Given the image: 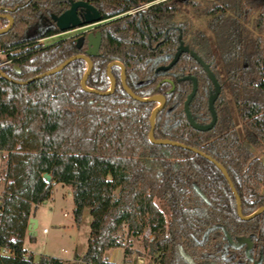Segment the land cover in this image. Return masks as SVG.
Wrapping results in <instances>:
<instances>
[{
  "label": "trees",
  "instance_id": "obj_1",
  "mask_svg": "<svg viewBox=\"0 0 264 264\" xmlns=\"http://www.w3.org/2000/svg\"><path fill=\"white\" fill-rule=\"evenodd\" d=\"M71 1L76 0H0V14L13 20L0 33V63L8 61L0 66L7 76L0 75V264H70L46 254L34 261L23 247L28 220L51 197L55 183L70 188L77 224L85 209L91 218L87 250L79 264H114L107 259L108 250L129 252L124 230L127 237H142L147 255L157 264H264V212L241 219L235 197L214 163L189 149L148 139L156 103L127 94L120 67L110 69L115 88L108 94L81 87L86 70L82 59L33 79L85 53L86 41L78 48L76 36L39 43L60 33L54 18ZM87 1L105 22L96 27L101 46L91 58L86 86L107 91L106 67L121 62L132 93L166 99L155 117L154 137L193 147L219 162L239 195L243 215L264 205V162L259 158L264 157V35H259L264 34V0H246L233 14L227 2L203 9L218 52L201 30L174 21L182 5L196 8L195 1L161 0L132 14L126 12L155 0ZM251 4L261 8L255 32L247 27L254 13ZM7 24V18L0 17V28ZM179 36L221 84L214 102L217 119L207 131L193 128L185 116L192 81H178L188 75L196 78L189 110L196 122L209 123L213 85L201 65L182 53L169 69L158 70L171 61ZM224 231L232 240L250 237L251 259L244 247L226 246ZM3 248L7 254H1Z\"/></svg>",
  "mask_w": 264,
  "mask_h": 264
},
{
  "label": "rangeland",
  "instance_id": "obj_2",
  "mask_svg": "<svg viewBox=\"0 0 264 264\" xmlns=\"http://www.w3.org/2000/svg\"><path fill=\"white\" fill-rule=\"evenodd\" d=\"M195 1L197 6L193 8L192 6H181V10L179 13L176 14L174 17L175 23L178 24H189L192 28H197L201 30L208 38L212 45L214 51L218 52L216 39L212 32L208 29L206 25V21L208 17L202 14L203 9L207 8L208 6L218 3L223 4L225 2L229 3V5H233L234 9L230 12L233 14L234 12H238L236 9H239V6L242 2L246 0H192ZM252 12L249 18V22L247 23L248 29L254 31V23L257 17V14L261 10L259 6H255L251 4ZM230 9V8H229ZM200 11V13L198 12ZM86 28L82 29H75L66 31L63 33L56 34L51 37H47L44 39H40L39 43L46 45L57 41L61 38L75 36L81 31ZM255 32V31H254ZM264 35V34H259ZM189 40L191 36H189ZM217 54V53H216ZM4 54L0 53V60H3ZM217 63L220 71V75L224 77V70L221 66V60L219 56H217ZM225 92L227 96L230 97V92L226 88ZM230 105L233 111L234 121L237 124V128L240 131V120L237 117V111L235 106L233 105L232 100H230ZM253 152H256L254 149H251ZM3 153L0 152V172L3 167ZM262 162H264V157H259ZM1 184H0V191H1ZM72 198L70 188L60 184L55 183L52 186V193L51 197L40 204L37 210V217L39 219L38 225V235L36 237V241L34 245H30L28 240H25L24 247L27 249L33 250H41L44 246V251L46 253H50L54 256L60 257H69L72 254L76 253L78 256H82L85 254L87 250V242L90 237V215L88 209H85L86 212L77 224L74 221L73 217V210H72ZM42 228L47 230V233H42ZM146 236L149 234L146 232ZM124 240L126 244H128L129 252L126 254L123 248H116L110 249L107 251L106 256L107 259L114 263V264H157L154 259H151L147 255V251L143 246L142 237H127L126 230H124ZM62 250L60 251V249ZM66 249L67 252L63 250ZM37 254V253H35ZM73 264H79V262H73Z\"/></svg>",
  "mask_w": 264,
  "mask_h": 264
},
{
  "label": "water",
  "instance_id": "obj_3",
  "mask_svg": "<svg viewBox=\"0 0 264 264\" xmlns=\"http://www.w3.org/2000/svg\"><path fill=\"white\" fill-rule=\"evenodd\" d=\"M78 9H84L85 10L84 14L79 13ZM0 17H5L8 20V24L6 25V27L0 28V33H2L11 27L13 20H12L11 16L8 14H0ZM54 20H55V24H56L57 28L59 29V31L61 33L66 32V31H70V30H75V29H82V28L89 27V26L95 27L98 24L103 22L101 20L100 14L97 11V9L95 7H93L92 5H90L88 3V1H86V0L71 1L70 7L66 11H64L62 14L56 16L54 18ZM84 41H86V46H87L84 54L72 55V56L68 57L67 59H65L58 66L35 76L33 79H38V78H42L44 76H48V75L58 73L59 71H61L64 67H66L72 61H74L76 59H82L86 63V70H85V72L81 78V87L85 91H88V92H92V93H96V94H108V93L112 92L115 88V79L112 76L110 69L113 65L120 67V69H121L120 81H121V85H122V88L124 89V91L127 94H129L132 98H134L140 102H145V103L155 102L156 103V106L152 110L150 117H149L150 130L148 133V139L152 143H155V144H168V145H173V146L189 149V150H191V151H193V152H195L201 156H204L205 158L210 160L212 163H214L218 167V169L221 171L222 175L225 177V179H226V181H227V183H228V185H229V187H230V189H231V191L235 197L237 215L241 219L248 220V219H251V218L255 217L256 215L260 214L261 212H264V205H262L249 215H243L242 214L241 201H240L239 195L237 194L236 189L234 188V185H233L232 181L230 180L226 169L219 162H217L215 159H213L210 156L205 155L203 152L199 151L198 149H195V148L190 147V146H186L185 144H182V143H179L176 141H172L169 139H156L154 137L155 117L159 111H161L162 109L165 108L166 99L161 94H155V95H151V96H147V97H141V96H138V95H135L134 93H132V91L126 85L125 68L121 62L112 61L106 67V74H107V77L110 81V86H109V89L107 91L102 92V91H98V90L87 87L86 86V79L92 70L91 58L94 56H97L99 54V50H100V46H101V33L99 31H96V32L89 31L86 35L80 34L76 38V42H77L76 46L78 48H80ZM182 53H188L191 57H193L201 65L202 69L205 71L207 77L209 78V80L211 81V83L213 85V90L210 91V94L208 97V108H209V111L211 113V121L207 124H202V123H198L195 121V119L193 118V116L189 110V105H190L192 99L194 98V96L196 94V90H197L196 78L188 75V76H185V77L178 79V81H180V80H191L192 81L191 92L188 94V96L184 102V112H185V116H186L189 124L197 130L207 131V130L211 129L216 122L217 117H216V112L214 109V102L217 99V97L221 91V85L219 84L214 73L210 70L209 65L206 62H204L203 59L195 51L190 49L188 45H185L184 42L181 40V36H179V45L177 47V50H176L172 60L170 61V63L168 65L159 67L158 70L169 69L171 66H173L177 62V60L179 59V57ZM16 70L18 71L19 69L16 68ZM0 75L4 78H7V76L2 72L1 68H0ZM33 79H30V80H27L24 82H18V83H20V84L28 83L29 81H31ZM172 89H173V87H172ZM43 177L46 179V181H50V179H51L50 175L47 173L43 174ZM198 192L200 193V195H202L200 191H198ZM203 198H204V196H203ZM35 228H36V220L34 218L30 217L28 220L27 231L28 232L34 231ZM224 235H225V239H226V246H230V247L236 248V249L244 246L245 247L244 248L245 254L247 255L248 258L251 259V256L249 253H250V250L252 249L253 244H252L250 237H240V238H236L235 240H232L226 231H224ZM260 260H261V258L257 261V263H259Z\"/></svg>",
  "mask_w": 264,
  "mask_h": 264
},
{
  "label": "crops",
  "instance_id": "obj_4",
  "mask_svg": "<svg viewBox=\"0 0 264 264\" xmlns=\"http://www.w3.org/2000/svg\"><path fill=\"white\" fill-rule=\"evenodd\" d=\"M72 198V197H71ZM39 206V205H38ZM38 206L37 208L32 212L31 214V217L34 218L36 220V228L34 229V231H26V235H25V238H24V242H23V247H24V243H25V240H28V242L30 243V245H34L35 241H36V237L38 235V225H39V219L37 217V210H38ZM72 210H74V204L72 205ZM86 210L83 211V215L85 214ZM43 229L45 228H42V233L45 234L47 233V230L46 232H43ZM25 250L28 252V253H31L33 258H34V261H37L38 258H39V255L41 254H46V255H50V256H53L52 254L50 253H46L44 251V246L41 248V250H36L37 252H34L33 250H30V249H27L26 247H24ZM62 250V248L60 249V251ZM63 251H66V249H64ZM67 252V251H66ZM37 253V254H35ZM54 257H57L67 263H70V264H73V262H79L80 263V257L81 256H78L76 255V253H74V255L72 254L71 256L69 257H60V256H54Z\"/></svg>",
  "mask_w": 264,
  "mask_h": 264
},
{
  "label": "flooded vegetation",
  "instance_id": "obj_5",
  "mask_svg": "<svg viewBox=\"0 0 264 264\" xmlns=\"http://www.w3.org/2000/svg\"><path fill=\"white\" fill-rule=\"evenodd\" d=\"M87 1V0H86ZM158 1H161V0H155V1H153V2H150V3H144V4H148L146 7H148L149 5H151L152 3H155V2H158ZM89 3V2H88ZM90 4V3H89ZM142 5V4H141ZM138 6H140V5H138ZM137 7V6H136ZM145 7V8H146ZM134 8V7H133ZM132 9V8H131ZM131 9L130 10H128L126 13L127 14H132V13H134V12H136V11H139V10H141V9H144V8H141V9H138V10H135V11H131ZM78 12L79 13H81V14H84V12H85V10L84 9H78ZM103 22H105L104 20H102ZM102 22V23H103ZM101 24V23H100ZM100 24H98V25H100ZM97 25V26H98ZM97 26H95V27H93V26H89V27H85L86 29H84L83 31H81L80 33H78L77 35H75L76 36V38L80 35V34H84V35H86L89 31H94V32H96V31H98V30H96V27ZM61 33V32H60ZM179 40V39H178ZM184 42V41H183ZM77 43V42H76ZM185 44V43H184ZM179 45V44H178ZM185 45H188V44H185ZM189 46V45H188ZM86 48H87V46H86ZM190 48V47H189ZM191 49V48H190ZM177 50V49H176ZM194 51V50H193ZM176 52V51H175ZM175 54V53H174ZM174 56V55H173ZM173 58V57H172ZM172 60V59H171ZM170 63V62H169ZM168 63V64H169ZM167 64V65H168ZM166 66V65H165ZM211 70V69H210ZM212 71V70H211ZM121 72V71H120ZM220 84V83H219ZM221 85V84H220ZM212 90H213V88H212ZM212 90H210V91H212ZM209 94H210V92H209ZM220 94V93H219ZM244 247V246H243ZM245 248V247H244ZM211 264H213V263H211Z\"/></svg>",
  "mask_w": 264,
  "mask_h": 264
},
{
  "label": "built area",
  "instance_id": "obj_6",
  "mask_svg": "<svg viewBox=\"0 0 264 264\" xmlns=\"http://www.w3.org/2000/svg\"><path fill=\"white\" fill-rule=\"evenodd\" d=\"M148 4H142V5H140V6H137V7H134V8H132L131 9V11H135V10H138V9H141V8H145L146 6H147ZM0 53H1V51H0ZM8 61H3V62H1L0 63V66L1 65H3V64H5V63H7ZM43 232H46V229H43ZM64 252H66V251H64ZM1 254H7V250L6 249H1ZM138 264V263H137Z\"/></svg>",
  "mask_w": 264,
  "mask_h": 264
}]
</instances>
